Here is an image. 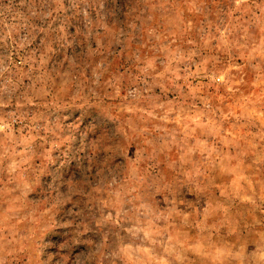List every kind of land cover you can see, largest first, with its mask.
Returning a JSON list of instances; mask_svg holds the SVG:
<instances>
[{"label":"rangeland","instance_id":"1","mask_svg":"<svg viewBox=\"0 0 264 264\" xmlns=\"http://www.w3.org/2000/svg\"><path fill=\"white\" fill-rule=\"evenodd\" d=\"M0 264H264V0H0Z\"/></svg>","mask_w":264,"mask_h":264}]
</instances>
